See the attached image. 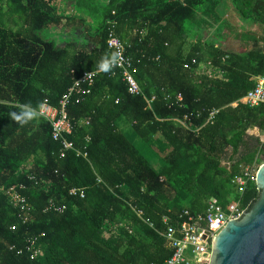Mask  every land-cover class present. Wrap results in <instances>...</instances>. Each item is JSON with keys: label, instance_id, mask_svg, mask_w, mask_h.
<instances>
[{"label": "trees", "instance_id": "1", "mask_svg": "<svg viewBox=\"0 0 264 264\" xmlns=\"http://www.w3.org/2000/svg\"><path fill=\"white\" fill-rule=\"evenodd\" d=\"M56 1L0 0V264H164L174 252L162 235L164 217L177 226L184 210L203 213L211 198L224 207L238 199L252 206L260 196L255 180L242 196L233 181L264 152V134L248 133L264 132V103L250 107L244 98L264 75V34L243 33L254 44L240 52L205 38L203 29L188 42L190 24L218 23L224 0H74L72 32L76 38L81 29L84 44L68 37L64 46L54 30L69 18ZM231 1L244 19L264 26V0ZM111 20L144 95L131 94L123 75L109 68ZM205 60L225 77L196 73ZM100 68L92 92L69 106L70 138L83 146L91 136L89 159L61 157L51 124L34 110L45 99L59 105L75 80ZM87 118L89 125L79 123ZM122 120L148 152L121 129ZM12 186H23L33 206L26 224L7 195ZM74 187L86 196L71 195ZM51 200L66 210L45 212ZM41 234L43 255L31 259L26 239Z\"/></svg>", "mask_w": 264, "mask_h": 264}, {"label": "built area", "instance_id": "2", "mask_svg": "<svg viewBox=\"0 0 264 264\" xmlns=\"http://www.w3.org/2000/svg\"><path fill=\"white\" fill-rule=\"evenodd\" d=\"M109 22L111 23V30L108 35V46L114 53L113 58L108 63L109 68L113 70V75L117 72L123 75V80L127 83L131 94L144 95L143 89L133 73L134 59L127 53L126 42L115 32L117 21L111 20ZM189 66V64L185 65V67ZM103 69L100 68L96 71L86 72L75 80L74 84L62 96L59 105H53L49 99H45L40 107L34 110L39 118L51 124L52 137L61 144V157L67 156L70 152H75L77 156L89 159L88 145L91 141V136L87 135L86 144L83 146H78L70 138L74 134L75 123L69 114V106L72 102H81L84 95L92 92L93 86L95 85V77ZM195 71L201 76L206 75L210 78L225 77V72L211 61H206L205 63L203 61L199 62ZM255 82V87L249 90L244 97L250 107H257L264 103V75L258 76ZM165 98L171 99V95L167 94ZM155 99L156 96L153 95L149 99V103L151 104ZM183 99V95L179 93L177 101L181 102ZM116 102H119V99ZM218 112V109H214L210 112L209 118H213ZM187 120H190V118L186 116L181 122L185 124ZM90 122L91 118H87L80 120L79 123L81 125H89ZM256 173L257 170L252 165L247 166L241 174L235 177L233 182L240 196L244 194L250 181H256ZM98 181L101 182L102 180L99 178ZM19 188H23V186L10 187L7 190V195L9 196L11 204L19 211L20 221L26 224L33 216V206L27 197L19 191ZM70 194L84 198L86 191L85 188L74 187L70 190ZM250 208L251 203L243 204L241 199L234 200L228 206L224 207L215 198H211L207 202L206 210L203 213L194 214L188 209L184 210L181 215L183 221L177 226L170 224L169 218L164 217L163 221L166 224V228L163 230L162 235L174 247L172 256L164 264H209L213 248V235L217 237L229 220L241 218ZM52 210L63 213L66 210V206L57 205L51 200L44 211L48 212ZM137 214L143 218V211L137 210ZM145 221L153 226L149 219H145ZM16 228L17 226H12V229ZM118 228V225H113V233H116ZM43 235L30 236L26 239V249L30 253L31 259H36L43 255V246L40 241V237ZM11 249H15L18 254L24 252V249L18 248L16 244L12 245Z\"/></svg>", "mask_w": 264, "mask_h": 264}, {"label": "water", "instance_id": "3", "mask_svg": "<svg viewBox=\"0 0 264 264\" xmlns=\"http://www.w3.org/2000/svg\"><path fill=\"white\" fill-rule=\"evenodd\" d=\"M258 200L217 235L209 264H264V164L256 173Z\"/></svg>", "mask_w": 264, "mask_h": 264}, {"label": "rangeland", "instance_id": "4", "mask_svg": "<svg viewBox=\"0 0 264 264\" xmlns=\"http://www.w3.org/2000/svg\"><path fill=\"white\" fill-rule=\"evenodd\" d=\"M100 1H102V0H100ZM229 4L230 3H228L226 0H224L220 4V6L218 7V12H219V17H220L218 23H217V20H214L213 18H211L210 19L211 22L208 23L207 25H204L202 28L197 27L198 24H196L195 22L190 24V28H191L189 30L190 36L187 37V41L193 42L195 40L194 39V35H195L194 32L201 33V29H203V31H202L203 36L207 39H211V41H220V40H224L225 38L227 39V35L229 34V38L230 37L231 38L230 39L228 38V39H229V42L231 43V47L233 49L242 50L243 48L248 49V48L252 47L254 42L248 41L246 39H242L241 35L243 33H246V32H255L259 35H262V34H264V26L258 25V27H254V25L248 24L247 21H245L246 19H244L241 16V14L236 10L234 5L233 4L229 5ZM86 17H88V16H86ZM88 18L90 19V17H88ZM91 21H92V19H91ZM77 23L78 24H75V28L76 27L80 28L82 25L81 22L77 21ZM68 25H70L69 28H72V26H73V25H71V23ZM253 27H254V31L252 30ZM80 30L81 29L77 30V36L78 37L76 36V38H79V40L74 37L73 32L69 35V37H71V40H74V39L78 40L76 42L77 45H83L84 44V36L81 35L82 32ZM54 35H55V39H56L58 44H60V43L64 44V39H66V38L58 37L59 34H54ZM47 36L50 37L49 34ZM203 62L205 63L206 60ZM121 129L123 131H128L130 133L129 137H134L133 141L135 142V144L137 146L141 147L144 151L148 152L147 145L143 141L138 139V137L135 138L132 126L129 123V121L122 120L121 121ZM248 132H249V136H259L261 134H264V132L261 131L258 127L250 129ZM241 150H244V148H242ZM151 154H152V156L154 155L153 152H151ZM255 159H256V163L254 164V166H255V168L259 169L260 166L262 164H264V152L256 154Z\"/></svg>", "mask_w": 264, "mask_h": 264}, {"label": "crops", "instance_id": "5", "mask_svg": "<svg viewBox=\"0 0 264 264\" xmlns=\"http://www.w3.org/2000/svg\"><path fill=\"white\" fill-rule=\"evenodd\" d=\"M226 1L228 3H230L229 5L233 4L231 0H226ZM101 2L102 3H108L109 0H102ZM56 5H57L58 12L61 15L69 18L68 21L64 20L63 24L58 26L56 28V30H54V34H59L58 37L66 38V39H64V44L60 43V45H64L65 46L67 44V42H68L69 35L72 33V28H69L70 25H68V24H70V23H72V21L76 20L73 17L76 16L77 11H76L75 6H74V0H57L56 1ZM84 17L87 18L86 22H90L91 21V19L86 17V15H84ZM70 18H72V19L70 20ZM245 21H247V23L250 24V25H254V27H258V25H260V24H254V23L252 24V23H250L249 20H245ZM75 22H77V21H75ZM254 27L252 29L253 31H254ZM228 38H229V34L227 35V39L225 38L224 40L215 41V42L218 43L221 47H223L226 50L240 52L241 51L240 49L239 50L238 49H233L231 47V43L229 42V39L231 37L229 39Z\"/></svg>", "mask_w": 264, "mask_h": 264}]
</instances>
